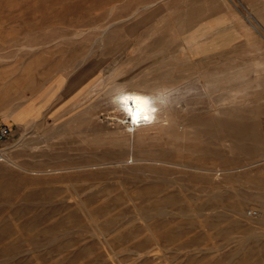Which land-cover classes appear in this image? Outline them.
<instances>
[{"label":"rangeland","instance_id":"rangeland-1","mask_svg":"<svg viewBox=\"0 0 264 264\" xmlns=\"http://www.w3.org/2000/svg\"><path fill=\"white\" fill-rule=\"evenodd\" d=\"M234 2L264 22V0H0V264H264V44ZM119 86L170 119L133 130Z\"/></svg>","mask_w":264,"mask_h":264},{"label":"bare ground","instance_id":"bare-ground-1","mask_svg":"<svg viewBox=\"0 0 264 264\" xmlns=\"http://www.w3.org/2000/svg\"><path fill=\"white\" fill-rule=\"evenodd\" d=\"M136 86H130V87L119 86L118 90L115 92V96H116L115 100L117 103V107L119 106L121 109H123L124 112H127L129 115L128 125H132L133 130H135L137 128V126H142V125L143 126H151L158 121H160L159 123H161V122L167 120L169 118V116L167 114L163 113L164 108L161 107V103L159 102L160 99H162L160 101L166 102L167 101V94H164V93L161 94L157 91L159 93L158 94L157 92H151L149 89H148L149 90L148 91L145 88L142 89V88H139ZM121 97H131L132 98L128 101L127 108H130L132 112L137 113V119L139 120V123L133 122L132 116L126 110V105L121 102ZM136 98H140V99L136 100ZM161 125H164V124H161ZM262 218L264 219V215Z\"/></svg>","mask_w":264,"mask_h":264},{"label":"crops","instance_id":"crops-1","mask_svg":"<svg viewBox=\"0 0 264 264\" xmlns=\"http://www.w3.org/2000/svg\"><path fill=\"white\" fill-rule=\"evenodd\" d=\"M242 4L243 3H237L234 2V5L236 6V8L238 9V13H240V17L243 15L244 16V22L246 23L247 27L246 30L248 29V35L247 32H241V30L239 31V39L240 42H244L247 41V39L245 37L248 36V42L251 43L252 45H257V44H264V22H262L260 19H258V17L255 16V14H253L252 11H250L246 6V10H243L242 8ZM242 14V15H241ZM242 20V19H241ZM249 27V28H248ZM21 109H23V107L18 108L16 110H14L10 117H9V121L10 123H24L28 120V118L31 117V114H26L27 116L24 118H21L18 115V111H20ZM7 125V124H6Z\"/></svg>","mask_w":264,"mask_h":264},{"label":"built area","instance_id":"built-area-1","mask_svg":"<svg viewBox=\"0 0 264 264\" xmlns=\"http://www.w3.org/2000/svg\"><path fill=\"white\" fill-rule=\"evenodd\" d=\"M11 134V128L5 123L0 121V158L4 157L5 149L7 147L6 142ZM248 213L250 215L256 216L259 214V210L257 208H249Z\"/></svg>","mask_w":264,"mask_h":264},{"label":"snow or ice","instance_id":"snow-or-ice-1","mask_svg":"<svg viewBox=\"0 0 264 264\" xmlns=\"http://www.w3.org/2000/svg\"><path fill=\"white\" fill-rule=\"evenodd\" d=\"M132 99L131 97H121V102L126 105V110L129 112V114L132 116L134 123H139V120L137 119V113H134L131 111L130 108H127L128 101ZM140 98H136V100H139Z\"/></svg>","mask_w":264,"mask_h":264}]
</instances>
